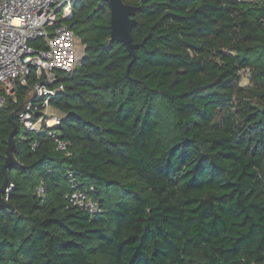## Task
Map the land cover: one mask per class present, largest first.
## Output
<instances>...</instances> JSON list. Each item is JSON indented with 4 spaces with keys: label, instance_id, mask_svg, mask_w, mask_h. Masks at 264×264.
I'll use <instances>...</instances> for the list:
<instances>
[{
    "label": "trees",
    "instance_id": "obj_1",
    "mask_svg": "<svg viewBox=\"0 0 264 264\" xmlns=\"http://www.w3.org/2000/svg\"><path fill=\"white\" fill-rule=\"evenodd\" d=\"M122 1L144 42L131 65L105 0L57 20L85 46L48 100L69 155L15 116L0 264H264V0ZM36 82L0 85V187L9 115ZM76 189L96 215L69 203Z\"/></svg>",
    "mask_w": 264,
    "mask_h": 264
},
{
    "label": "built area",
    "instance_id": "obj_2",
    "mask_svg": "<svg viewBox=\"0 0 264 264\" xmlns=\"http://www.w3.org/2000/svg\"><path fill=\"white\" fill-rule=\"evenodd\" d=\"M79 1L0 0V85L6 95L14 96L18 83L26 86L29 77L35 76L37 82L30 88L16 119L28 131L45 132L57 150L67 155L68 146L55 131L62 116L52 111L48 100L63 90L59 79L72 73L84 54L85 46L80 37L69 26L56 25V14L61 12L60 19H71L74 5ZM236 1L255 3L257 0ZM33 41H41L42 44L35 46L31 43ZM240 73L242 77L249 76L248 69ZM39 99H44L45 107L38 113L33 101ZM4 101V95L0 94V109ZM37 146V143L33 144V148ZM68 177L74 182L71 173ZM35 191L38 197L45 198L43 181ZM68 200L90 215L99 212L86 190H74Z\"/></svg>",
    "mask_w": 264,
    "mask_h": 264
},
{
    "label": "water",
    "instance_id": "obj_3",
    "mask_svg": "<svg viewBox=\"0 0 264 264\" xmlns=\"http://www.w3.org/2000/svg\"><path fill=\"white\" fill-rule=\"evenodd\" d=\"M105 1L107 2L110 10L109 24H110L111 32H110L109 41L110 42L116 41L122 43L126 47V50L128 51L129 55L132 58L130 63L131 65L136 59L135 50L139 46L144 45V42H142L140 45L133 44L132 36H131V29L133 28V26L136 25L134 15L136 13L137 7L126 5L122 0H105ZM24 103L19 108L11 112L9 115V120L13 126V130L10 133L7 140L6 155H5L4 164L2 166L4 182L0 187V207H4L8 209H13V208L11 205H9L6 202V199L3 197V195L7 193V189H8V181H9L8 171L14 166L20 165L13 155V149L15 146L14 136L18 129V125L15 121V116L17 112L21 110Z\"/></svg>",
    "mask_w": 264,
    "mask_h": 264
},
{
    "label": "rangeland",
    "instance_id": "obj_4",
    "mask_svg": "<svg viewBox=\"0 0 264 264\" xmlns=\"http://www.w3.org/2000/svg\"><path fill=\"white\" fill-rule=\"evenodd\" d=\"M75 6V5H74ZM61 18V12L56 14V19L59 20ZM242 86H246L248 85V79L246 78V76L242 77V81H241ZM54 113L58 114L57 111L52 110Z\"/></svg>",
    "mask_w": 264,
    "mask_h": 264
}]
</instances>
